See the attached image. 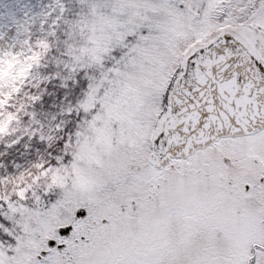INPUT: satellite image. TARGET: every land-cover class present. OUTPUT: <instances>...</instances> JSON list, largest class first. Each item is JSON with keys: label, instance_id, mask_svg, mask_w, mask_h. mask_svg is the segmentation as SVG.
Wrapping results in <instances>:
<instances>
[{"label": "snow or ice", "instance_id": "snow-or-ice-1", "mask_svg": "<svg viewBox=\"0 0 264 264\" xmlns=\"http://www.w3.org/2000/svg\"><path fill=\"white\" fill-rule=\"evenodd\" d=\"M0 264H264V0H0Z\"/></svg>", "mask_w": 264, "mask_h": 264}]
</instances>
